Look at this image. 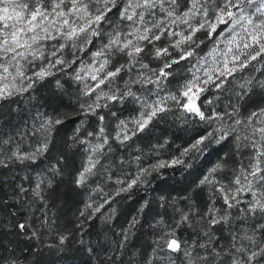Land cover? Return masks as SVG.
Instances as JSON below:
<instances>
[{"label": "snow or ice", "instance_id": "6c2138e0", "mask_svg": "<svg viewBox=\"0 0 264 264\" xmlns=\"http://www.w3.org/2000/svg\"><path fill=\"white\" fill-rule=\"evenodd\" d=\"M47 82L75 91L80 119L65 138L67 113L38 112L26 131L0 140V169L34 173L0 198V264H26L19 245L38 248L49 231L61 245L68 240L52 211L68 164L64 144L80 157L71 184L86 197L75 209L81 232L98 214L110 225L117 197L142 194L114 232L111 264L151 210L154 184L181 185L197 173L202 206L160 195L157 206L173 215L166 223L157 213L149 227L159 231L137 264H264V106H249L264 97V0H0V107L34 98ZM171 116L182 137L152 143ZM229 146L239 157L232 168ZM181 226L196 239L182 240Z\"/></svg>", "mask_w": 264, "mask_h": 264}, {"label": "trees", "instance_id": "16d2710c", "mask_svg": "<svg viewBox=\"0 0 264 264\" xmlns=\"http://www.w3.org/2000/svg\"><path fill=\"white\" fill-rule=\"evenodd\" d=\"M66 91L58 90L53 82H47L41 85L34 93V98L29 99V103L22 104V102L16 101L11 103L8 107H0V140H7L9 137H17L22 131H26L28 126L31 124L33 118L37 115L35 107L39 109L38 112L51 113L53 109H59L60 111L67 113L70 117L66 123L62 126L64 129L65 138L71 133L75 124L79 121L80 116L76 113V104L74 97L75 91L65 85ZM226 100H222L226 103ZM250 108H256L258 106H264V97L255 96L249 101ZM95 124V118L89 119V125ZM180 120L176 116H171L167 120L157 124L154 129L153 136L151 139L152 143H156L159 138L167 135L168 137L176 140L177 137H182ZM182 143L183 140H177ZM147 141L141 142L143 147ZM226 161L229 168L235 167L239 163V157L229 146L225 149ZM63 154L68 159V164L65 171V180L60 187V197L58 200V206L53 208L52 211L55 215L62 217L58 223L60 224V231L64 232L65 229L70 231L65 232L68 235V240L61 245L58 240L56 231H49L42 235L43 243L38 248L25 247L24 243L19 246L24 248L23 253H19L21 259L24 256H28L26 264H100L97 259L99 256L102 260L111 264L112 249L115 247L112 244L113 239H119L118 236H114V232H118L123 227L127 220L135 214L138 203L141 199L142 194H137L133 199L127 200L123 197H117L120 203L116 204L117 213L114 216L111 224H106L104 221L97 218L87 223L84 227V231L81 232L76 226L75 220V209L82 199L86 197L79 196L72 184H71V173L75 170V166L78 165L80 157L78 155V149L68 148L67 144L63 145ZM216 159L208 161L206 167H211L215 163ZM55 163V160L52 161ZM22 166L13 168L12 171L0 169V198L5 195L11 196L12 189L9 187L10 184H15L23 181L25 185L29 183L28 180L23 178L26 175H34V173L20 171ZM35 167V166H33ZM199 173L192 175L186 182L181 185H176L175 181L169 180L167 183L156 182L154 184V191H152L150 199L154 202L151 205V210H146L145 216L141 221V224L137 226V231L134 236H131L130 241L125 246L124 250L117 256L116 264H137L143 253L149 250L155 234L159 231L158 227H149V224H155V219H158L157 213L164 216L166 223L169 222L170 217L173 215L171 209H163L157 206L160 195H187L197 201L202 206L203 201L207 198V194L202 189L195 188V183L199 179ZM111 187V185H109ZM12 201L9 200V203ZM115 203V201L113 202ZM17 207H20L17 202ZM39 206L35 205L31 207L32 219L37 222L41 215L38 211ZM28 208H21V215H23ZM196 230L202 229V224L194 225ZM111 228L113 230L109 231ZM177 235L182 240L191 242L196 239L193 228H186L181 226L177 230ZM13 239V238H9ZM83 241V243H81ZM8 243V240H5ZM31 245L32 242H25ZM109 249L105 252L100 244ZM89 247H96L98 251L95 255L87 251Z\"/></svg>", "mask_w": 264, "mask_h": 264}, {"label": "rangeland", "instance_id": "374dc122", "mask_svg": "<svg viewBox=\"0 0 264 264\" xmlns=\"http://www.w3.org/2000/svg\"><path fill=\"white\" fill-rule=\"evenodd\" d=\"M17 101H19V102H22V104H27V103H29V99H27V95L24 97V98H22V99H18ZM35 111L38 113V111H40L39 109H37L36 107H35ZM80 119V118H79ZM20 133H22V131L20 132ZM19 133V134H20ZM245 163H247V161H245Z\"/></svg>", "mask_w": 264, "mask_h": 264}]
</instances>
